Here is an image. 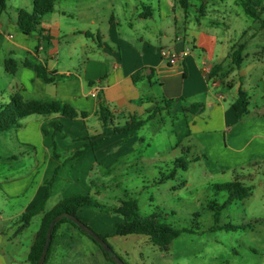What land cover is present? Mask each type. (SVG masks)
<instances>
[{"label":"crops","instance_id":"1","mask_svg":"<svg viewBox=\"0 0 264 264\" xmlns=\"http://www.w3.org/2000/svg\"><path fill=\"white\" fill-rule=\"evenodd\" d=\"M33 10L34 0H7L6 9L0 10L1 103L9 102L11 93L18 90L25 100H61L97 116L102 102L115 122L125 123L133 115L145 117L155 106L163 107L165 100H172L170 107L144 126L158 120L159 127L162 124L175 135L173 147L182 146L194 156L193 162L201 164L210 187L239 180L252 187L248 197L261 191L264 210V103L252 105L244 81L227 82L236 66L231 55L237 46L223 38L218 28L186 20L176 0H55L54 11L36 24ZM170 21L168 29L164 28ZM163 49H190V53L171 65L163 59ZM10 60L16 63L14 72L7 69ZM243 62L238 67L242 77L252 71L250 66L242 69ZM29 64H44L49 70L77 77L46 82ZM217 65L221 69L212 74ZM241 87L249 94V106L239 118L233 103ZM194 103L202 105L201 111L188 110ZM89 116L69 119L34 114L24 118L20 128L0 132V264H30L31 247L27 259L19 261L16 249L7 248L9 235L20 230L21 224H15L19 216L45 198L46 183L57 168L45 209L32 218H39L40 224L44 214L61 200L90 193L98 169L111 172V166L127 160L142 138L144 126L134 136L112 135L110 127H90ZM55 120L63 122V130L51 126ZM87 134L97 140L107 135L108 139L88 149L82 159L62 163L71 150L88 141L83 139ZM54 140L60 159L54 156ZM221 177L224 181L218 182ZM14 201L22 203L9 207ZM85 209L78 214L87 220ZM257 220L264 222V217ZM115 230L99 226L100 233ZM72 236L83 241L76 228L62 223L47 264H58L60 248L66 247L67 255L72 251L68 244Z\"/></svg>","mask_w":264,"mask_h":264},{"label":"rangeland","instance_id":"2","mask_svg":"<svg viewBox=\"0 0 264 264\" xmlns=\"http://www.w3.org/2000/svg\"><path fill=\"white\" fill-rule=\"evenodd\" d=\"M177 9L184 17L186 14L185 19L189 22L218 28L221 36L230 40L232 46L242 43L246 46L242 69H249L250 66L252 71L242 77L241 70L235 66L233 72L229 71L230 79L227 82L234 81L235 84V81H244V86L253 97L252 105L256 101L262 105L264 26L261 20L249 17L239 0H189L187 9L178 2ZM261 19L264 20V11ZM168 25H171V21L164 28L168 29ZM226 91L234 93L235 89L226 88ZM88 124L95 128L102 126L94 114L89 116ZM140 136L142 138L131 149L127 160L117 161L111 166V172L105 173L106 168L97 165L102 170L98 169L91 179L90 195L101 207H88L85 209L87 216H83L87 220L80 214L79 218L97 232L100 225L116 228L121 217L113 209L123 200L133 198L137 200L142 216L157 213L161 222L181 230L168 250L155 245L147 235H118L114 232L108 237V242L115 253L129 264H264V222L257 220L264 217L261 191H257L253 197L230 203L221 211L217 223L216 211L212 206L217 208L216 203L222 204L228 193L210 189L202 166L196 161H191L187 170L179 169L175 179L156 184L161 174L172 170L176 158L193 160L194 156L189 155L182 146L173 147L175 135L162 124L159 127L158 120L144 126ZM224 179L221 177L217 181L223 182ZM21 203L14 201L9 207L14 208ZM18 223L22 225V222L15 221L16 225ZM217 224H232L236 228L213 230ZM21 225L15 235H9L11 240L7 248L11 251L16 249L17 259L25 261L35 232L40 227L39 218L33 219L27 229L21 228ZM76 230L83 241L72 236L68 242L72 251L67 255L66 247L60 248L58 264H115L106 259L94 240L78 228ZM10 254L13 255L12 252Z\"/></svg>","mask_w":264,"mask_h":264},{"label":"trees","instance_id":"3","mask_svg":"<svg viewBox=\"0 0 264 264\" xmlns=\"http://www.w3.org/2000/svg\"><path fill=\"white\" fill-rule=\"evenodd\" d=\"M176 1L184 9H187L189 7V0H176ZM239 1L242 7L244 8L245 13L253 19L256 20L260 19L262 26H264V20L261 19V13L264 11V0H239ZM6 7H7V0H0V10H4L6 9ZM54 8H55V0H34V10H33V15L31 16L33 22L35 24L38 23L43 17L51 14L54 11ZM143 15H147V14L143 13ZM87 35H91V34L87 33ZM245 48L246 46L242 43L239 44L232 52L231 55L232 61L237 67H240L244 60L243 52ZM11 63L12 66H10ZM29 65L32 66L36 70L39 77H41L46 82L65 81L77 77V75L74 73L65 74V73H58L55 70L54 71L49 70L48 67L45 66L44 64H36V65L29 64ZM7 69L11 72H14L16 70V63L13 60H10L7 64ZM219 69H221V66L217 65L212 71V74H215L216 71H218ZM139 74H140L139 71L133 74V79L135 81L139 79L138 78ZM93 83H94L93 81L89 82V84L91 85ZM171 102L172 100H165V106L163 107L155 106L152 110L148 112L147 116L145 117L133 115L125 123L115 122V117L113 113L109 110L108 106H106L102 102L99 104L96 113L99 120L102 123V126L111 128L112 135L126 133L128 136H134L138 134L139 130L148 121L156 117V115L160 113L163 109H167L168 107H170ZM248 106H249V94L245 89L241 87L239 88L238 91V97L233 103V107L239 118H242V116L247 112ZM201 108H202L201 104L194 103L188 107V110L192 112H199L201 111ZM34 114L58 115L60 117L75 119V118H87L91 114V112L86 110H81L76 106H74L73 104L61 100L58 101H41L34 99L25 100L22 94L20 93V91L15 90L14 92L11 93L9 102L7 103L0 102V132L7 131L10 129L20 128L22 126V120ZM51 126L54 127L56 130H60V131L64 129V124L60 120L52 121ZM96 138H97L96 136H90L88 134L84 136L83 139H87L88 141L85 142L83 145L71 150L70 155H68V157L65 160H61V162L63 163L70 159H76V160L82 159L86 155L88 149L99 146L101 143H103L108 139V136L103 135L98 140ZM58 149L59 147L56 141L54 140V156L60 159L61 156L58 152ZM191 161L193 160H187L184 157L176 158L173 162L174 167L172 168V170H170L168 173L161 174V176L155 181V183L161 184L169 179H175L178 170L179 169L187 170L189 167V163ZM57 173H58V168L55 170L52 178L49 179L46 183L47 190H46L45 198H43L32 209H30L27 212H24L22 215L19 216L18 219L20 222H22L21 228H26L36 214L44 211L46 201L50 196V191L56 179ZM210 189L216 191H226L228 193L227 199L222 204L219 205L216 203V205L218 206L217 208L212 206V209L216 211L215 220L217 223L219 222V215L224 208H226L230 203H232L235 200L247 198L252 192L251 186H247L239 180H234L220 184H213L210 187ZM88 207L100 208L101 205L96 200H93L90 193L87 194L76 193L61 200L53 209L47 211L41 220L40 228L35 235L34 242L29 252L28 259L30 264H38L46 242L49 225L56 216L64 212H68L70 214L79 217L78 215L79 209L88 208ZM113 210L115 214L121 217V221H119L116 224L115 234L147 235L155 245L159 246L163 250H168L173 240L181 234L180 229H177L165 222H161L159 220V215L157 213H152L146 217L142 216L140 213L138 202L133 198L123 200L120 203V205L115 207ZM64 222H70L72 225H74L84 234L88 235L92 240H94V242H96L99 245L106 259L114 262V260L112 259V254L110 252L105 250L94 238H92L85 230L80 228L72 220H70L67 217H63L58 222H56L53 227L52 237L49 242L47 257L44 264H47V261L51 254L55 235L60 225ZM235 228L236 227L232 224H224V225L217 224L212 229L230 230ZM97 233L111 247L110 243L108 242V237H110L111 234L99 233V232Z\"/></svg>","mask_w":264,"mask_h":264},{"label":"water","instance_id":"4","mask_svg":"<svg viewBox=\"0 0 264 264\" xmlns=\"http://www.w3.org/2000/svg\"><path fill=\"white\" fill-rule=\"evenodd\" d=\"M63 217H67L70 220H72L75 224H77L80 228H82L83 230H85L92 238H94L105 250H107L108 252H110L112 254V259L114 260V262L116 264H127L121 257H119L115 251L108 245V243L99 236V234L89 225H87L85 222H83L79 217L70 214L68 212H64L59 214L58 216H56L53 221L51 222V224L49 225L48 231H47V237H46V242L41 254V257L39 259L38 264H44L46 257H47V251H48V247H49V242L50 239L52 237V231H53V227L55 225L56 222H58L61 218Z\"/></svg>","mask_w":264,"mask_h":264},{"label":"built area","instance_id":"5","mask_svg":"<svg viewBox=\"0 0 264 264\" xmlns=\"http://www.w3.org/2000/svg\"><path fill=\"white\" fill-rule=\"evenodd\" d=\"M189 53H190V49H186L181 52L168 51L166 49H163L161 51V55L163 59L171 65L176 64L179 61L183 60Z\"/></svg>","mask_w":264,"mask_h":264}]
</instances>
